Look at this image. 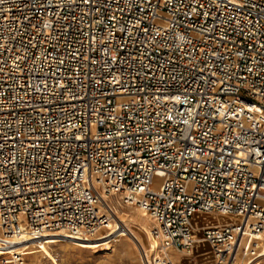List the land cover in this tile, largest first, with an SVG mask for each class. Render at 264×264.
I'll return each mask as SVG.
<instances>
[{"label": "built area", "instance_id": "2783aa9c", "mask_svg": "<svg viewBox=\"0 0 264 264\" xmlns=\"http://www.w3.org/2000/svg\"><path fill=\"white\" fill-rule=\"evenodd\" d=\"M106 196L152 218L144 264L260 256L264 0H0V264L111 232ZM196 211L239 219L198 237Z\"/></svg>", "mask_w": 264, "mask_h": 264}, {"label": "bare ground", "instance_id": "6f19581e", "mask_svg": "<svg viewBox=\"0 0 264 264\" xmlns=\"http://www.w3.org/2000/svg\"><path fill=\"white\" fill-rule=\"evenodd\" d=\"M106 198H108V196H106ZM115 198H116V202L119 203V205H122V209H119L118 206L113 205L115 208L114 209L115 210L114 216H115L117 222L116 223L111 222L110 223L111 227L109 229L107 227H104L102 229V231L106 232L110 229H113V230L111 232L106 233L105 235H103L101 237L93 238V239H86V238L82 239V238L77 236V239H75L77 241H76V243H73V245H77L79 247V249L88 248V249H92L94 252L104 253V252H106L104 250H107V249L111 250L109 248L111 246L103 245V246H101L102 247L101 248L100 243L103 242L104 240H107L108 238H110L116 232L123 230L124 234L123 233L121 234V238L119 241L127 240L126 237H128V238L132 239L136 245H138L139 249L141 248V246H144L145 248H151L152 250H156V248L158 246L157 242L155 241L154 238H151V235H150L151 227H150L149 222H151V223L153 222L152 218L140 206L123 203L121 201V199H119L118 197H115ZM109 202L111 203V201H109ZM192 219H193L194 225H195V223H196V225H198V223L203 222L204 225L214 224V225L224 226V225L229 224V222L238 221L239 218L237 215L227 216L225 214H222L219 212H213V211H211V212L196 211V212H194ZM121 220L124 221L126 227L123 228L121 226V225H123V224H121ZM139 228H141L142 230L148 231L149 238L151 240L147 245L144 242V240L141 238L139 231H137ZM50 235L51 236L44 237L43 239L37 238V241L39 242L40 245L33 246V247H31V249L27 250L28 252H31V250H34V249H41L43 252L41 256H39V255L32 256L33 264H45L46 262H51V264H62L59 261V259L57 258V255L52 251V247L57 244V245H61V247H63V248H67L69 246H72L71 244H69L71 242H70V240H64V239L59 238V237H61L59 234H50ZM45 238H54V239H50L49 242L46 243L44 241ZM243 239L240 241V243H238V249L236 252L238 259H239L238 253L240 251L239 249H240V245L242 244ZM18 240L19 239H14V238L8 239V240H2L1 242H3V243L0 244V249H3V247H4L5 250L0 251V252L13 251L15 246L20 243V242H18ZM258 243L262 249V252L260 253V256H259L262 259L261 260L259 259L260 261H258L256 264H261L262 261H264V242L260 243L258 241ZM196 248H197V246H196ZM176 250H179V249H177V248L175 249L173 247H170L168 249L169 255L173 257V259L177 262V264H186V263L181 262L182 256L176 255L178 257V259H177V257L175 256V253H174V251H176ZM124 252L128 253V250H126L124 248ZM192 254H194V252H192V253L190 252V254L188 255V258L190 259V261L187 264H192L191 263L193 261ZM70 255H72L70 253V251H68V250L64 251L65 257H68ZM198 255H199V259L197 260V264H211L213 259H215L213 250L208 251V252L206 251V253L199 252ZM259 257H257V258H259ZM64 259H66V258H64Z\"/></svg>", "mask_w": 264, "mask_h": 264}, {"label": "rangeland", "instance_id": "374dc122", "mask_svg": "<svg viewBox=\"0 0 264 264\" xmlns=\"http://www.w3.org/2000/svg\"><path fill=\"white\" fill-rule=\"evenodd\" d=\"M107 200L111 201L112 205L118 206L119 209H122V205H119V203L116 202V198L115 197L109 196L107 198ZM229 215H227V216H229ZM114 221L117 222L116 218H114ZM233 222H236V221H233ZM149 224H150V227H151L153 222L152 223L149 222ZM203 225H204L203 222L202 223L201 222L198 223V225H196V223H195V225H194L195 228L197 229V231L199 232L198 233L199 237L201 236L199 234H200L201 226H203ZM137 231H139V234L141 235V238L144 240V242L147 245L150 242L148 231L142 230L141 228H139ZM102 233H103V231H102ZM126 239L130 240L131 242H134L132 239H130L128 237H126ZM121 241H115L113 247L111 248V249L114 248V250L112 252V254H113L112 262L110 263L108 261L107 264H144L143 260H142V257H141V254H140V250H138V248H139L138 245L136 246L135 243H133V245L135 247V252H133L132 254L127 255V254H124L125 253L124 252V248H123V250L121 249L122 248V245L120 246ZM248 241H249V239L244 238L243 241H242V244L240 245V249H239L240 251H239L238 254H239V259H240L239 262L241 264H245L248 261V259H249V258L248 259H244V254L242 252V248L244 246L248 245ZM198 242H200L199 239H198ZM69 244H71L72 246H69L67 248H63V247H61V245H57L56 244V245H54L52 247V251L57 255V258L59 259V261L62 264H102L100 262V260L99 261L93 260L94 256H98L99 252H94L92 249H88V248L79 249V247L77 245H73L72 242L69 243ZM209 248L212 250L211 244L209 242H202L198 246V250L200 252H204L205 250H207ZM67 250L70 251V253L72 255H70L68 257H65L64 256V251H67ZM195 250H196V245L192 249L191 253L194 252ZM260 250L262 251L261 247H260ZM42 253L43 252H42L41 249H34L33 251H31V253H26L25 252L26 264H33L32 256H37V255L41 256ZM128 253H129V251H128ZM174 253H175V256L176 255L182 256V258H181L182 261L181 262L187 264L190 261V259L188 258V255L190 253L185 252V250H176V251H174ZM214 257H215V255H214ZM64 258H66V259H64ZM177 259H178V257H177ZM259 259L261 260L262 258H260V257L256 258L253 261H251L249 264H256L258 261H260ZM263 262L264 261H262L261 264H264ZM191 263L192 264H197V261H195V259H194ZM45 264H51V262H46Z\"/></svg>", "mask_w": 264, "mask_h": 264}, {"label": "crops", "instance_id": "0c3cea01", "mask_svg": "<svg viewBox=\"0 0 264 264\" xmlns=\"http://www.w3.org/2000/svg\"><path fill=\"white\" fill-rule=\"evenodd\" d=\"M197 235H198V231H197V229L195 228V231H194ZM202 234V232H201V229H200V234L199 235H201ZM120 238H121V236L116 240V241H119L120 240ZM202 242H207V241H201V242H197L195 245L197 246V248H196V250L194 251V254H192V258H193V260L195 259V261H197L198 259H199V255H198V253L200 252L199 250H198V246H199V244L200 243H202ZM114 243H115V241L114 242H112L110 245H107V246H111V247H109L110 249L113 247V245H114ZM133 243L134 242H131L130 240H122L121 241V244H120V246L122 245V250H123V248H125L126 250H128L129 251V253H124V254H127V255H129V254H132L133 252H135V247H134V245H133ZM136 245V244H135ZM106 246V247H107ZM137 246V245H136ZM212 247V246H211ZM138 248V247H137ZM31 249V248H30ZM113 250H114V248L113 249H111V250H104V251H106V252H104V253H99L98 254V256H94V259L93 260H95V261H99L100 260V262L102 263V264H107V262L109 261L110 263L112 262V256H113V254H112V252H113ZM138 250H140L139 248H138ZM212 250H213V248H212ZM31 251H33V250H31ZM206 251L208 252V251H211V249L209 248V249H207V250H205L204 252H201V253H206ZM26 253H31V252H28V251H26ZM182 260V259H181ZM213 261H214V259H213ZM212 261V262H213ZM212 262H211V264H212Z\"/></svg>", "mask_w": 264, "mask_h": 264}]
</instances>
